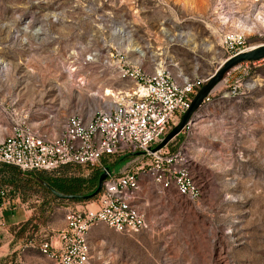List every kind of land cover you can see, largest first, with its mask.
<instances>
[{"label":"rangeland","instance_id":"374dc122","mask_svg":"<svg viewBox=\"0 0 264 264\" xmlns=\"http://www.w3.org/2000/svg\"><path fill=\"white\" fill-rule=\"evenodd\" d=\"M263 20L264 0H0V140L20 116L58 130L73 112L102 110L104 92L120 83L107 64L161 63L204 84L233 54L225 36L243 35L242 49L264 43ZM211 98L169 144L186 143L200 196L150 190L149 228L94 226L91 264H264V65H237ZM64 169L85 194L96 189L100 170ZM18 170L13 185L33 220L25 244L48 223L63 228L65 208L83 200L55 197L37 179H54L45 172ZM24 217L6 212L8 223ZM29 250L0 264H45Z\"/></svg>","mask_w":264,"mask_h":264},{"label":"built area","instance_id":"2783aa9c","mask_svg":"<svg viewBox=\"0 0 264 264\" xmlns=\"http://www.w3.org/2000/svg\"><path fill=\"white\" fill-rule=\"evenodd\" d=\"M244 38L225 36L223 42L233 52L228 58L250 49H242ZM249 63L263 66L264 58L245 61L238 67H248ZM107 66L120 82L112 83L118 96L109 108L90 116L83 111L73 112L56 131L44 127L45 124H31L27 115L20 116L0 140V164L16 166L23 172L67 177L69 172L62 175L66 167L103 172L109 164L126 161L117 173L109 168L101 191L81 201V208L78 204L65 208L63 228L49 226L34 242L52 264H91L89 233L101 223L127 234L148 229L145 202L150 190L164 195L176 193L190 200L202 193L186 143L169 149L180 134L164 147L153 148L179 123L204 81L175 75L168 65L153 70L128 62ZM212 93L203 105L211 102ZM193 122L181 133L189 132ZM18 208L28 209L22 192L13 185L0 187V247L5 235L11 234L6 212Z\"/></svg>","mask_w":264,"mask_h":264},{"label":"water","instance_id":"95a60500","mask_svg":"<svg viewBox=\"0 0 264 264\" xmlns=\"http://www.w3.org/2000/svg\"><path fill=\"white\" fill-rule=\"evenodd\" d=\"M264 58V43L258 44L256 47L252 49H248L243 51L233 57H230L225 60L223 64H221L218 69L207 79L206 83H204L194 95L193 100L189 106V108L183 113L180 118L178 124L173 126L172 129L163 137L162 141L155 147V149H159L170 143L177 135H179L183 128L190 122L194 121V114L196 111L203 105L205 98L210 95L216 86L219 84L220 80H222L223 76L228 73L231 69L236 67L237 65L245 62V61H257ZM103 171L99 177L98 185L95 191L91 194L85 195H74V194H66L60 192L59 190L55 189L50 183L38 177V181L41 185H43L50 193H52L55 197L59 199H89L91 196L97 195L103 186V182L108 176L109 168Z\"/></svg>","mask_w":264,"mask_h":264},{"label":"crops","instance_id":"0c3cea01","mask_svg":"<svg viewBox=\"0 0 264 264\" xmlns=\"http://www.w3.org/2000/svg\"><path fill=\"white\" fill-rule=\"evenodd\" d=\"M18 171L19 170L16 166L0 164V187L5 185H13L18 182V180L20 181L21 176L18 175ZM117 172L119 171H116V173ZM15 189L21 191L20 188ZM17 210L24 211L25 217L24 219L13 223H8L6 220L7 224L10 226L11 234H6L5 238L3 239V245L0 247V262L3 259L4 261L18 257L22 259L25 251H30L29 249L39 251L38 247L34 245V242H38L40 240L41 234L35 235V237L29 243L23 244L25 240L29 239V232L27 229L29 226H32L33 220L30 218L28 211L24 210L23 208H18L14 211L11 210L7 212L14 214ZM47 225L49 227L50 223ZM63 225H65V222ZM41 258L45 264H52V262L45 258L42 254Z\"/></svg>","mask_w":264,"mask_h":264},{"label":"trees","instance_id":"16d2710c","mask_svg":"<svg viewBox=\"0 0 264 264\" xmlns=\"http://www.w3.org/2000/svg\"><path fill=\"white\" fill-rule=\"evenodd\" d=\"M101 174H102V170L99 171L98 178L100 177ZM42 179H44V178H42ZM54 179H52V180L44 179V180L47 181L48 183H50L55 189L59 190L60 192H63L66 194H74V195H85L84 191H82V186H84V185L80 179L71 178V177L63 178V179L61 177H54ZM94 191H95V189L92 190V193ZM92 197H94V196H91L90 198H92ZM74 200L80 201V200H84V199L77 198Z\"/></svg>","mask_w":264,"mask_h":264},{"label":"bare ground","instance_id":"6f19581e","mask_svg":"<svg viewBox=\"0 0 264 264\" xmlns=\"http://www.w3.org/2000/svg\"><path fill=\"white\" fill-rule=\"evenodd\" d=\"M263 22H264V20H263ZM239 36L240 34H234L233 36ZM241 36H243V35H241ZM258 44H251V45H249L247 48H250V49H252V48H254V47H256ZM91 59H93V57H90ZM225 62V61H224ZM223 62V63H224ZM222 63V64H223ZM160 65H163V64H161V63H158V64H156V68H158ZM71 71H72V73L75 71V69H71ZM81 80H82V78H81ZM112 91H113V93H112ZM106 95L107 94H111V95H107L106 97H107V101H106V104L104 105L102 102V104H103V108H109V106H110V104L113 102V100L118 96L117 95V92H115L114 91V89H107L105 92H104ZM90 116V115H89ZM18 120H19V118H18ZM52 129V128H51ZM52 131H56L55 130V128L54 129H52ZM3 138V137H2Z\"/></svg>","mask_w":264,"mask_h":264}]
</instances>
